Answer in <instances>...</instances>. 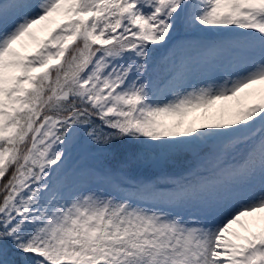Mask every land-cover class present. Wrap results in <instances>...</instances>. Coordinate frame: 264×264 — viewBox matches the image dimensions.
I'll use <instances>...</instances> for the list:
<instances>
[{"label": "snow or ice", "instance_id": "obj_1", "mask_svg": "<svg viewBox=\"0 0 264 264\" xmlns=\"http://www.w3.org/2000/svg\"><path fill=\"white\" fill-rule=\"evenodd\" d=\"M0 264H264V0H0Z\"/></svg>", "mask_w": 264, "mask_h": 264}, {"label": "rangeland", "instance_id": "obj_2", "mask_svg": "<svg viewBox=\"0 0 264 264\" xmlns=\"http://www.w3.org/2000/svg\"><path fill=\"white\" fill-rule=\"evenodd\" d=\"M216 107H219V105H217ZM215 111V107L213 109H209V112H214ZM200 112H203V110H200L197 115L200 114ZM135 174H138V175H145V176H150L152 175V173L148 170V169H138L136 170V173Z\"/></svg>", "mask_w": 264, "mask_h": 264}]
</instances>
